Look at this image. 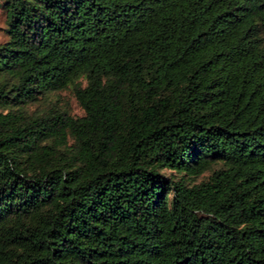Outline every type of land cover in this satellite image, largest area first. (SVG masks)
Returning a JSON list of instances; mask_svg holds the SVG:
<instances>
[{
    "label": "trees",
    "instance_id": "1",
    "mask_svg": "<svg viewBox=\"0 0 264 264\" xmlns=\"http://www.w3.org/2000/svg\"><path fill=\"white\" fill-rule=\"evenodd\" d=\"M0 11V264H264V0Z\"/></svg>",
    "mask_w": 264,
    "mask_h": 264
},
{
    "label": "rangeland",
    "instance_id": "2",
    "mask_svg": "<svg viewBox=\"0 0 264 264\" xmlns=\"http://www.w3.org/2000/svg\"><path fill=\"white\" fill-rule=\"evenodd\" d=\"M6 39L5 33H4V20H3V14L0 11V43H2ZM49 103H54L56 106L62 107L66 109L72 116H80L82 115L81 109L76 104L70 89H65L62 91H59L57 94L52 95L50 97ZM40 107V106H39ZM38 107L32 106L31 109Z\"/></svg>",
    "mask_w": 264,
    "mask_h": 264
}]
</instances>
